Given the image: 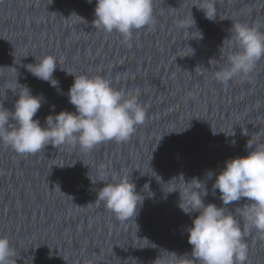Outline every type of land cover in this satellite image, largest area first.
I'll use <instances>...</instances> for the list:
<instances>
[{
    "label": "water",
    "instance_id": "water-1",
    "mask_svg": "<svg viewBox=\"0 0 264 264\" xmlns=\"http://www.w3.org/2000/svg\"><path fill=\"white\" fill-rule=\"evenodd\" d=\"M203 4L153 0L154 25L125 39L92 24L96 0H0V105L13 110L27 86L41 97L34 119L43 127L49 115L75 112L67 93L74 76L86 75L125 93L139 90L146 111L128 140L90 152L66 143L21 155L0 143V238L15 251L13 264H198L187 234L198 213L181 211L179 192L165 193L198 178L208 191L204 203L222 207L215 175L226 160L248 154L249 140L264 144V58L226 84L214 76L237 50L233 24L264 32V0H213L215 21L198 9ZM191 13L188 31L202 32L201 40L179 26ZM46 56L58 64L56 88L27 70ZM100 175L136 185L144 201L135 220L96 201ZM246 202L224 209L242 228ZM244 240L246 264H264V234L247 231Z\"/></svg>",
    "mask_w": 264,
    "mask_h": 264
},
{
    "label": "clouds",
    "instance_id": "clouds-1",
    "mask_svg": "<svg viewBox=\"0 0 264 264\" xmlns=\"http://www.w3.org/2000/svg\"><path fill=\"white\" fill-rule=\"evenodd\" d=\"M87 2L91 4L92 0ZM198 9L203 11L206 19L215 21L213 0H204L203 6ZM71 16L79 17L75 13ZM154 23L153 0H96L92 24L105 33L115 32L130 39L134 31ZM179 26L190 36L197 33L199 38L196 40L203 39L199 30L191 34L188 31L195 27L192 13L191 22L180 21ZM229 31L237 50L228 58L227 66L214 74L215 79L224 84L251 73L257 62L264 58V32L240 23L233 24ZM188 49L194 55V49ZM57 66L55 57L46 56L36 59V63L30 64L27 70L35 78L56 88L59 82L53 78V73ZM22 87L24 91L17 94L13 110L0 105V143L21 155L37 154L48 145L66 143L90 152L102 142L128 140L136 127L146 119L145 108L138 102L139 90L135 94L125 93L114 89L109 80L100 76L90 78L80 75L74 76L67 93L68 102L74 106L75 112L61 111L49 115L42 127L39 119H34L41 108V97L33 96L27 86ZM217 133L213 132V135ZM246 150V156L226 160L218 175L207 172L209 178L215 175L212 190L214 193L218 190L222 207L204 203L208 191L198 178L184 181L182 191L177 190L175 184L170 185L168 193L162 189L165 197L179 192L178 206L185 214L191 216L192 213H198L187 228L191 256L198 264H246L247 246L244 238L247 231L255 230L264 234V144L250 143L249 140ZM99 183L104 186L98 190L96 201L103 202L121 220H135L144 201V197L137 193L136 185L127 179L108 182L105 175H100ZM242 198L247 201L244 204L246 206L240 208L244 228L234 215L224 212L230 204ZM14 257L15 251L9 240L0 238V264H13Z\"/></svg>",
    "mask_w": 264,
    "mask_h": 264
}]
</instances>
